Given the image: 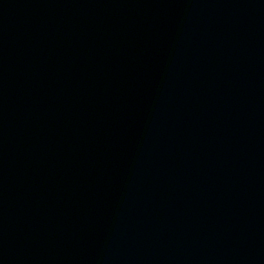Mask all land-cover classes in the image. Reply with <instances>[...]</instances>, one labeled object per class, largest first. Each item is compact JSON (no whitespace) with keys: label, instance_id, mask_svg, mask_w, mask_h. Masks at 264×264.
<instances>
[{"label":"water","instance_id":"obj_1","mask_svg":"<svg viewBox=\"0 0 264 264\" xmlns=\"http://www.w3.org/2000/svg\"><path fill=\"white\" fill-rule=\"evenodd\" d=\"M0 264H264V0H0Z\"/></svg>","mask_w":264,"mask_h":264}]
</instances>
